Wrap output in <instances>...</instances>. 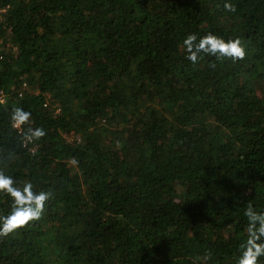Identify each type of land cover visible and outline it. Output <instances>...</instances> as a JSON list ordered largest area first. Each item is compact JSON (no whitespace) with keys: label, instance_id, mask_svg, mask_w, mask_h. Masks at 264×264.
<instances>
[{"label":"trees","instance_id":"1","mask_svg":"<svg viewBox=\"0 0 264 264\" xmlns=\"http://www.w3.org/2000/svg\"><path fill=\"white\" fill-rule=\"evenodd\" d=\"M228 2L0 0V172L50 194L0 264H237L264 211V0ZM207 32L244 59L192 65Z\"/></svg>","mask_w":264,"mask_h":264},{"label":"clouds","instance_id":"2","mask_svg":"<svg viewBox=\"0 0 264 264\" xmlns=\"http://www.w3.org/2000/svg\"><path fill=\"white\" fill-rule=\"evenodd\" d=\"M226 11H235L234 5L225 0ZM185 58L197 65L204 56H212L217 59L242 60L246 56V48L239 37L225 38L213 32L205 34L189 33L183 40ZM32 113L17 107L11 113V124L14 128H21L27 124ZM46 135L42 127L29 128L25 133L28 142L38 140ZM0 192L8 194L12 198L13 207L7 216L0 220V236H7L17 228L23 227L29 221L40 219L44 211L45 203L50 199L46 191L34 192L33 185L26 183L23 190L15 187L11 176L0 172ZM26 195L23 205L20 203L22 196ZM25 210L18 214L19 209ZM244 215L248 221L247 240L239 250L237 264H258L264 257V211H257L249 204Z\"/></svg>","mask_w":264,"mask_h":264},{"label":"built area","instance_id":"3","mask_svg":"<svg viewBox=\"0 0 264 264\" xmlns=\"http://www.w3.org/2000/svg\"><path fill=\"white\" fill-rule=\"evenodd\" d=\"M5 10L2 8V7H0V20L2 19L1 17H2V13L4 12ZM0 101H4V97H3V94H2V92L0 91ZM18 131H20V128H16Z\"/></svg>","mask_w":264,"mask_h":264}]
</instances>
